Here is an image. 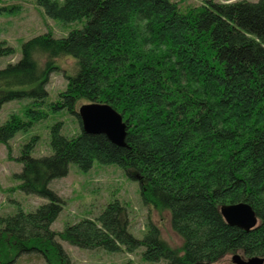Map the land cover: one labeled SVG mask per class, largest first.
Wrapping results in <instances>:
<instances>
[{
    "label": "trees",
    "instance_id": "16d2710c",
    "mask_svg": "<svg viewBox=\"0 0 264 264\" xmlns=\"http://www.w3.org/2000/svg\"><path fill=\"white\" fill-rule=\"evenodd\" d=\"M35 1L50 18L84 23L63 37L48 30L29 38L20 58L0 68V108L30 99L22 114L0 124V142L10 154L9 139L48 116L43 105L68 111L80 131L67 136L61 121L52 124V153L41 157L31 156L37 136L22 145L17 187L48 201L0 216V264L33 250L48 264H72L57 238L107 252L143 246L145 260L167 264H213L236 252L264 256V0H205L184 10L173 0ZM13 52L0 40V57ZM62 57L74 58V69L47 103L46 85ZM81 100L108 103L123 115L126 146L82 130ZM95 162L119 166L138 181L145 205L169 210L181 248L152 223L135 237L119 200L95 219L52 230L62 200L49 183L70 163L87 172ZM237 202L255 211L254 228L224 220L219 206Z\"/></svg>",
    "mask_w": 264,
    "mask_h": 264
},
{
    "label": "rangeland",
    "instance_id": "374dc122",
    "mask_svg": "<svg viewBox=\"0 0 264 264\" xmlns=\"http://www.w3.org/2000/svg\"><path fill=\"white\" fill-rule=\"evenodd\" d=\"M184 10L189 6H197L205 0H173ZM231 2L235 0H215ZM257 1V0H249ZM10 6V7H8ZM84 20L63 23L44 14L35 0H0V40H5L14 52L0 57V68L8 63L16 62L21 56V45L29 38L50 30L54 37H63L72 29L80 28ZM42 63V59L40 60ZM58 69L49 76L46 85V102L58 98V93L66 88V74H72L74 58L62 57L57 59ZM30 99L11 100L0 108V124L4 123L12 113L22 114V110ZM77 103L76 109L82 103ZM42 108L48 116L34 123L27 131H18L9 139L11 148L8 154L6 144L0 142V216L11 215L21 207L24 211H32L48 200L34 194H26L18 189L19 180L14 177L22 169V163L15 158L21 154V147L33 136L37 141L31 152L33 157L49 155L52 150L49 145L50 127L57 121L62 122L61 132L67 136L80 131L76 118L66 110L53 111L48 105ZM49 187L59 195L62 208L50 228L61 231L66 225L78 222L83 218L95 219L104 207L113 200H119L126 208L128 215V230L141 239L148 230V224H155L163 240L172 248H181L182 238L172 229L169 210H159L145 205L140 196L137 180L117 165H103L95 162L87 172H82L74 163H70L65 175L52 179ZM70 258L72 264H121L131 260L134 264H167L166 260L149 262L142 256L144 247L133 252H107L103 249H83L57 238ZM237 253V252H236ZM224 256L213 264H230L233 254ZM242 257H244L241 253ZM9 264H48L45 257L38 251L20 254L13 263ZM54 264H61L60 262Z\"/></svg>",
    "mask_w": 264,
    "mask_h": 264
},
{
    "label": "water",
    "instance_id": "95a60500",
    "mask_svg": "<svg viewBox=\"0 0 264 264\" xmlns=\"http://www.w3.org/2000/svg\"><path fill=\"white\" fill-rule=\"evenodd\" d=\"M77 112L84 132L104 134L112 143L126 146V121L123 120V115L110 104L86 102L79 106ZM219 210L228 224L246 231L258 224L255 211L246 202L222 203ZM231 260L236 264H264V256L242 257L236 253Z\"/></svg>",
    "mask_w": 264,
    "mask_h": 264
},
{
    "label": "flooded vegetation",
    "instance_id": "af4514ba",
    "mask_svg": "<svg viewBox=\"0 0 264 264\" xmlns=\"http://www.w3.org/2000/svg\"><path fill=\"white\" fill-rule=\"evenodd\" d=\"M230 264H236V263H234L232 260H230Z\"/></svg>",
    "mask_w": 264,
    "mask_h": 264
}]
</instances>
